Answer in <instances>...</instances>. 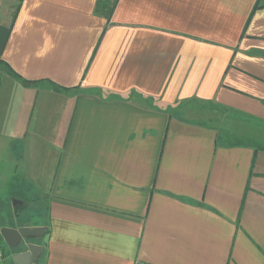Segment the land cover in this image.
Wrapping results in <instances>:
<instances>
[{
    "label": "crops",
    "instance_id": "obj_1",
    "mask_svg": "<svg viewBox=\"0 0 264 264\" xmlns=\"http://www.w3.org/2000/svg\"><path fill=\"white\" fill-rule=\"evenodd\" d=\"M0 62L31 264H264V0H0Z\"/></svg>",
    "mask_w": 264,
    "mask_h": 264
},
{
    "label": "water",
    "instance_id": "obj_2",
    "mask_svg": "<svg viewBox=\"0 0 264 264\" xmlns=\"http://www.w3.org/2000/svg\"><path fill=\"white\" fill-rule=\"evenodd\" d=\"M20 202L16 199L12 203ZM44 233V227L25 226L19 228L1 227L0 235L11 253L15 264H31L37 259L38 251L42 247L31 242V238L38 237Z\"/></svg>",
    "mask_w": 264,
    "mask_h": 264
},
{
    "label": "rangeland",
    "instance_id": "obj_3",
    "mask_svg": "<svg viewBox=\"0 0 264 264\" xmlns=\"http://www.w3.org/2000/svg\"><path fill=\"white\" fill-rule=\"evenodd\" d=\"M12 200H11V203H12ZM23 206L24 205H22L21 207L19 206V208H21V210L26 208V211L24 212L25 217L32 219V217L34 216L33 221L37 223H41V224L46 222L47 211L45 209V205L42 202L26 204V207H23ZM0 247L3 248V247H6V245L4 244L3 246H0Z\"/></svg>",
    "mask_w": 264,
    "mask_h": 264
},
{
    "label": "trees",
    "instance_id": "obj_4",
    "mask_svg": "<svg viewBox=\"0 0 264 264\" xmlns=\"http://www.w3.org/2000/svg\"><path fill=\"white\" fill-rule=\"evenodd\" d=\"M0 66H1L2 68L4 67L3 69L6 70L10 75L19 78V79L21 80L22 83H26V81H25L24 79L18 77L14 72H12L8 67L4 66V64H2L1 62H0Z\"/></svg>",
    "mask_w": 264,
    "mask_h": 264
},
{
    "label": "built area",
    "instance_id": "obj_5",
    "mask_svg": "<svg viewBox=\"0 0 264 264\" xmlns=\"http://www.w3.org/2000/svg\"><path fill=\"white\" fill-rule=\"evenodd\" d=\"M0 256H1V252H0Z\"/></svg>",
    "mask_w": 264,
    "mask_h": 264
}]
</instances>
